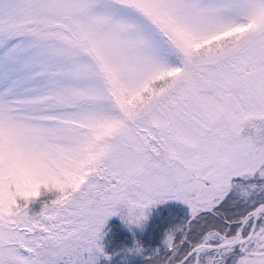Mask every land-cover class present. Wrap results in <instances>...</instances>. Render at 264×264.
Masks as SVG:
<instances>
[{"label": "rangeland", "instance_id": "obj_1", "mask_svg": "<svg viewBox=\"0 0 264 264\" xmlns=\"http://www.w3.org/2000/svg\"><path fill=\"white\" fill-rule=\"evenodd\" d=\"M262 140L264 0H0V264L108 263L109 227L132 243L163 204L191 222L134 262L232 239ZM197 264H264V219Z\"/></svg>", "mask_w": 264, "mask_h": 264}, {"label": "trees", "instance_id": "obj_2", "mask_svg": "<svg viewBox=\"0 0 264 264\" xmlns=\"http://www.w3.org/2000/svg\"><path fill=\"white\" fill-rule=\"evenodd\" d=\"M262 143H264L263 140ZM150 213L152 214L147 218L142 230L135 234L134 239L138 241L137 246H140L139 257L144 260H157L172 251L174 245L185 231L186 224L191 217L189 209L181 205H158ZM215 218L218 219L219 223L226 224L228 222L226 217ZM114 230L118 231L117 234ZM125 232L121 227L118 229L114 226L109 227L105 243L110 238L121 249L113 250L111 247L107 249L105 245L108 258V263L105 262L106 264H140L136 260L135 263L133 258L130 257L133 254L134 257L138 258L135 250L130 246L131 236ZM134 239H132L131 244L134 243Z\"/></svg>", "mask_w": 264, "mask_h": 264}, {"label": "water", "instance_id": "obj_3", "mask_svg": "<svg viewBox=\"0 0 264 264\" xmlns=\"http://www.w3.org/2000/svg\"><path fill=\"white\" fill-rule=\"evenodd\" d=\"M123 191H124V189L120 188L119 183H116L115 186L109 187L107 189V192L109 194V201L113 202L118 195L122 194ZM121 196H123V195H121ZM263 213H264V204L257 207L256 209H254L247 217H245L241 222H239L240 231H241L244 224L248 220H251L250 232H249V235L246 239H244L242 241L227 240V241H223L220 244L213 245V246L207 245L205 242H203V243L198 244L195 247H193L187 253V255L177 264H185L192 257H194V259H195L194 264H197L199 257L201 255L208 253V252H219V251H222L225 249H233V248L242 246L243 244L247 243L250 240V238L252 237V235L256 229L257 222ZM190 222L191 221H189V223ZM185 237H186V235H185ZM185 237H184V239H185Z\"/></svg>", "mask_w": 264, "mask_h": 264}, {"label": "bare ground", "instance_id": "obj_4", "mask_svg": "<svg viewBox=\"0 0 264 264\" xmlns=\"http://www.w3.org/2000/svg\"><path fill=\"white\" fill-rule=\"evenodd\" d=\"M232 240L233 241H241L242 237H241V235L237 234V236L234 239H232ZM205 241H207V239H205Z\"/></svg>", "mask_w": 264, "mask_h": 264}]
</instances>
